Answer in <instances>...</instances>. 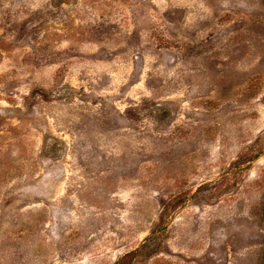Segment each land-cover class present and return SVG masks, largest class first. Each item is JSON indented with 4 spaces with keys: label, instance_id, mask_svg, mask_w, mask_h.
Instances as JSON below:
<instances>
[{
    "label": "rangeland",
    "instance_id": "374dc122",
    "mask_svg": "<svg viewBox=\"0 0 264 264\" xmlns=\"http://www.w3.org/2000/svg\"><path fill=\"white\" fill-rule=\"evenodd\" d=\"M0 264H264V0H0Z\"/></svg>",
    "mask_w": 264,
    "mask_h": 264
}]
</instances>
